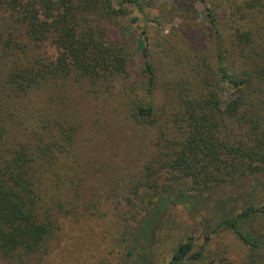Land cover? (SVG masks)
Segmentation results:
<instances>
[{
	"label": "rangeland",
	"instance_id": "1",
	"mask_svg": "<svg viewBox=\"0 0 264 264\" xmlns=\"http://www.w3.org/2000/svg\"><path fill=\"white\" fill-rule=\"evenodd\" d=\"M110 2L117 11L108 28L130 47L133 63L113 93L81 92V99L67 87L45 81L20 93L4 86L0 68V166L23 156L37 218L45 221L52 214L55 223L48 255L0 254V264H133L125 257L133 237L131 204H138L151 184L161 188L173 177L159 168L181 141L175 96L213 85L228 92L227 84L214 78L217 49L228 58L227 70L248 72L252 86L243 98L240 126L220 130L215 138L243 148L259 147L264 140V0H137V7ZM209 9L216 28L207 18ZM5 40L1 20L0 66H26L27 54L7 47ZM48 54H55L50 44ZM215 99L221 103L229 96L219 93ZM148 103L152 116H138L137 108ZM253 122L262 124V131L256 132ZM244 183V189L251 186L250 179ZM226 190L214 189L213 198ZM256 196L263 199L264 189ZM166 218L157 239L170 255L196 218L180 208ZM242 229L264 232V217L243 223ZM202 244L198 238L195 250ZM225 263L264 264V253L253 257L234 235L222 231L208 242L200 260L186 264Z\"/></svg>",
	"mask_w": 264,
	"mask_h": 264
},
{
	"label": "trees",
	"instance_id": "2",
	"mask_svg": "<svg viewBox=\"0 0 264 264\" xmlns=\"http://www.w3.org/2000/svg\"><path fill=\"white\" fill-rule=\"evenodd\" d=\"M120 1L138 6L137 0ZM111 6L110 0H0V21H5L7 47L15 46L27 54L28 62L20 68L0 66L4 86L23 93L35 83L45 81L67 87L80 98L81 92L113 93L118 79L128 77L133 63L130 47L119 42L108 28V20L117 11ZM207 18L216 28L210 9ZM49 44L54 55L48 54ZM143 54L148 55L145 50ZM228 63L222 49H217L214 78L227 84L228 92L213 85L209 90L192 88L180 97L175 96V122L181 125V141L172 159L159 168L173 177L161 188L151 184L149 191H142L145 194L138 204H131L133 237L125 246V257L133 264L198 261L208 242L222 231L234 235L253 257L264 253V232L246 233L242 229L243 223L264 217V198L259 200L256 196L258 190L264 189V140L259 147L243 148L215 138L220 130L231 132L240 126L243 98L252 86L248 72L228 71ZM151 81L152 76L149 94L154 87ZM219 93L227 94L229 99L220 103L215 99ZM136 113L150 118L153 106H139ZM253 125L256 132L262 131V124ZM244 179H250L248 189H244ZM219 188L227 190L214 199V189ZM235 190L241 193L235 195ZM36 201L23 156L5 161L0 166L1 255L14 258L18 254L45 256L51 252L54 219L49 214L45 221L39 220ZM179 208L196 219L171 254H165L157 234L164 228L168 213ZM198 238L203 244L196 251Z\"/></svg>",
	"mask_w": 264,
	"mask_h": 264
}]
</instances>
